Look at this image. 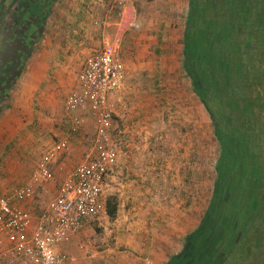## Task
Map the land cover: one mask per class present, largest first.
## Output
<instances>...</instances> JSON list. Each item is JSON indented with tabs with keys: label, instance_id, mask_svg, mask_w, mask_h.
Masks as SVG:
<instances>
[{
	"label": "rangeland",
	"instance_id": "374dc122",
	"mask_svg": "<svg viewBox=\"0 0 264 264\" xmlns=\"http://www.w3.org/2000/svg\"><path fill=\"white\" fill-rule=\"evenodd\" d=\"M121 1L54 2L41 47L26 60L7 99L0 98V144L12 145L5 164L14 174L3 181V189L7 193L30 179L43 156L66 139L58 136V127H68L65 103L77 89L85 63L115 45L125 76L120 92L111 98V138L118 160L104 184L102 215L61 248L70 258L67 264H165L182 250L186 236L208 213L218 179L221 145L206 101L221 110L220 118L236 134L255 136L248 165L257 179L250 182L251 189L241 180V185L246 183L245 200L252 204L246 212L253 217L250 223L236 219L240 232L226 264H248L252 259L264 263V0L201 1L205 5L198 15L204 17V8L206 21L198 19L204 27L195 26L189 33L187 61L196 78L201 75L211 85L221 81L219 90L207 87L202 98L184 67L193 0ZM10 57L0 37V63ZM26 85L38 91V110H33L41 121L36 118L34 129L22 139L21 148L35 152L25 155L29 162L21 164V157L16 163L13 157V108L30 99ZM81 115L80 155L73 145L77 135L53 165V180L35 187L34 200L24 206L35 217L55 200L97 140V122L89 112ZM246 161L244 157V163L236 165L247 166ZM110 199L118 204L115 219L107 212ZM242 212L237 211L238 216Z\"/></svg>",
	"mask_w": 264,
	"mask_h": 264
},
{
	"label": "built area",
	"instance_id": "2783aa9c",
	"mask_svg": "<svg viewBox=\"0 0 264 264\" xmlns=\"http://www.w3.org/2000/svg\"><path fill=\"white\" fill-rule=\"evenodd\" d=\"M117 50V46L108 45L90 58L77 89L66 100L71 136L76 137L83 128L81 113L89 112L98 124V137L55 200L36 217L23 207L34 200L36 186L53 180L51 167L69 150L68 141L58 143L43 156L29 183L14 188L8 197H0V264H67L70 258L62 246L102 215L104 184L118 160L111 138V98L120 92L125 76Z\"/></svg>",
	"mask_w": 264,
	"mask_h": 264
},
{
	"label": "trees",
	"instance_id": "16d2710c",
	"mask_svg": "<svg viewBox=\"0 0 264 264\" xmlns=\"http://www.w3.org/2000/svg\"><path fill=\"white\" fill-rule=\"evenodd\" d=\"M201 1L202 0L192 1L193 6L191 9H193L194 16L191 18L190 15L189 20L187 19L186 42L184 44L183 55L185 57V70L192 76L196 89H198L199 96L202 98L207 94V87L211 90H215V92L219 90L221 88V81L215 79L213 80L214 84L212 83L213 85H211L203 79L201 75L199 79L196 78L194 72L190 70L187 61L189 55V33L195 29V26L204 27V24H201L198 20L200 19L198 11L202 9V5H205L201 3ZM54 2H56V0H0V37L5 41V44L8 45L11 51V59L0 63V98H2V100L5 98L7 99L18 74L25 71L24 66L26 60H28L36 49L39 50L38 48L41 47L45 37L43 29L50 19ZM202 11H204V17L200 20L203 23L206 21L205 15L207 11L204 8ZM5 33H8L9 37H6ZM156 53H158V55L162 54L159 49ZM9 105L10 104L7 103V106ZM205 105L210 113L211 119L214 118L217 121V125L214 124V129L221 145V156L215 168L218 179L215 185L214 195L208 209L209 211L203 222L194 232L186 236L182 250L171 256L165 264L223 263L227 258L226 256L233 252L236 245L235 240L238 237L237 233L240 232L235 228L236 219L240 218L250 223L249 218L253 217L252 212H246L250 209L246 207L247 204H249V206L252 204L250 205V203L245 200V194H243V192L245 188L244 185L248 182V188L251 189L250 182H256L253 179H257V177L253 179L250 178L252 174V168L250 167L246 175L240 177L239 174L238 178H236L237 176H235V174H237V171H235L233 174L234 179L228 176L225 181L223 178L225 173L222 171V160L225 157V151H227L226 145L229 146V150L231 149L234 153L233 149H236L238 152L239 148L237 144H240L245 147L243 152L244 157L246 160L248 158L249 161L251 159V144L255 136H250L244 131L242 132L244 135L243 137L241 134H236V132H234L236 129L232 128L230 125V127H228L223 121V118H220L219 115L221 114V110L218 109V111H216L212 109V107L210 108L208 106V101L205 102ZM216 105L219 108L220 102L216 101ZM2 112L4 111L0 107V113ZM223 123L224 127L221 126ZM231 133L233 134V138L230 137ZM228 140H230V142H228ZM237 152H235V154ZM190 176H192V174H190ZM234 180L237 181V183H235ZM241 180L246 181V183L244 182L245 184L241 185ZM251 193L253 192L251 191ZM239 196L240 198H238ZM237 211H243V214L238 216ZM107 212L111 219L116 218L118 204L114 202L113 199L107 201ZM228 259L229 258H227V260Z\"/></svg>",
	"mask_w": 264,
	"mask_h": 264
},
{
	"label": "crops",
	"instance_id": "0c3cea01",
	"mask_svg": "<svg viewBox=\"0 0 264 264\" xmlns=\"http://www.w3.org/2000/svg\"><path fill=\"white\" fill-rule=\"evenodd\" d=\"M134 22L135 21H133V23ZM25 91H26V96L29 95L30 99H26V101H24V102L23 101L19 102V104L16 107L13 108V132H15L14 137H13V143H14L13 157L15 158V161H14L15 163L17 162V157H21L22 158V160L20 161L21 164L29 162L28 158L25 155L30 156V155L34 154V152H35V150L33 148L22 149L21 148L22 144H23L22 143V139L27 135V132L29 130L34 129L33 123L35 122L36 118H37V122L41 121V115L39 113L36 114L34 112V110H33V109L38 110V105L35 107V100L37 99V92L38 91L37 90L34 91V87L33 86L28 88V85L25 86ZM49 104L50 103H47L46 105L48 106ZM64 112H65V115L68 116L67 112L65 111V107H64ZM6 114L7 113H5V115ZM89 115H90V113H89ZM90 117H91V115H90ZM92 120H93V118H92ZM70 128H71V121H70V118H69L68 119V127H66L64 129V131H63L62 127H58V131H59V135L58 136H61V137L64 136L63 138H66V139H61L55 145H57L58 143H61L63 141H68L70 144H71L70 140H72V142H73V140L75 138L71 136ZM81 135L80 136L78 135L79 137L76 136L79 139L76 140L74 142V144H73V145H76L74 147L77 148L76 150L78 151L79 155H80V152H81V148L80 147L83 145V140H84V137L81 136ZM11 151H12V147H11L10 144H6V143L0 144V197H8L11 194V192H12V190H9L6 193V190L3 189V188H5L7 186V184L4 183L3 181L8 179V177H11V175L14 176V174H10V169H8V166H7L8 164L7 165L5 164L6 159L9 157V154H10ZM79 157L77 156V159ZM58 159L53 163V165L58 162ZM53 165H52V167H53ZM52 167H51V170H52ZM31 179H32V177L30 179H28V180H25V182L22 183L21 185H19V184L18 185H13V187H15V188L16 187H22V186L26 185L27 183H29ZM38 186H40V185H38ZM44 188H48L47 184H45ZM24 206L25 205H23V207ZM256 260H259L260 264H264L261 261V259H252V260L249 261L248 264H256ZM134 262H131V264H135ZM228 262H226V263H228ZM156 264H160V263H156Z\"/></svg>",
	"mask_w": 264,
	"mask_h": 264
},
{
	"label": "flooded vegetation",
	"instance_id": "af4514ba",
	"mask_svg": "<svg viewBox=\"0 0 264 264\" xmlns=\"http://www.w3.org/2000/svg\"><path fill=\"white\" fill-rule=\"evenodd\" d=\"M228 142H230V140H228ZM237 147L239 148L238 149V152L236 149H233L234 150V153L233 151L230 149L229 150V146L226 145V150L225 151V157L224 159L222 160V171L225 173V176L223 177L224 180L226 181V177L230 176L232 179L233 178V174L235 171L239 172L240 174V177H242V175H246V171L247 169H249L250 167L253 168V166H249L248 165V158H247V166L245 165H242L241 167L238 168V166L236 165L237 162L243 164V158H244V150H245V147L244 146H241L240 144L238 145L237 144ZM234 148V147H233ZM235 152H237L235 154ZM243 153V154H242ZM235 160V162H234ZM254 170L252 169V174H251V177L253 179L254 177ZM238 178V177H236ZM227 260L225 259L223 263L221 264H226Z\"/></svg>",
	"mask_w": 264,
	"mask_h": 264
},
{
	"label": "water",
	"instance_id": "95a60500",
	"mask_svg": "<svg viewBox=\"0 0 264 264\" xmlns=\"http://www.w3.org/2000/svg\"><path fill=\"white\" fill-rule=\"evenodd\" d=\"M212 120H213L214 124L217 125V121L214 118H212Z\"/></svg>",
	"mask_w": 264,
	"mask_h": 264
}]
</instances>
